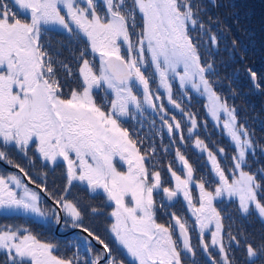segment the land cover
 I'll use <instances>...</instances> for the list:
<instances>
[{"label": "snow or ice", "instance_id": "1", "mask_svg": "<svg viewBox=\"0 0 264 264\" xmlns=\"http://www.w3.org/2000/svg\"><path fill=\"white\" fill-rule=\"evenodd\" d=\"M218 23L204 0H0V161L17 169L0 171V218L23 220L0 223V264H197V247L209 264H264V233L221 207L264 224L254 133L215 86ZM193 94L234 152L200 138ZM146 112L159 128L144 131ZM13 153L47 171L34 179Z\"/></svg>", "mask_w": 264, "mask_h": 264}, {"label": "trees", "instance_id": "2", "mask_svg": "<svg viewBox=\"0 0 264 264\" xmlns=\"http://www.w3.org/2000/svg\"><path fill=\"white\" fill-rule=\"evenodd\" d=\"M204 3L207 4V15L219 19V23L213 25L214 29H219L221 37L220 48L214 52L216 86L229 104L236 106L241 121L254 133L253 139L258 145L256 158L250 156L249 161L255 170L264 166V152L261 151L264 146V90L258 91L253 86L249 70L264 77V0H217L218 7H212L210 0H204ZM233 40L238 45L235 49ZM213 135L215 137V133ZM209 140L210 146L216 144ZM221 207L233 218L234 228L243 226L257 237L264 233V224L255 214L242 216L235 203ZM225 223L227 225L228 221ZM50 227L55 230V226ZM50 233L54 234V231ZM50 237L56 240L55 235Z\"/></svg>", "mask_w": 264, "mask_h": 264}, {"label": "flooded vegetation", "instance_id": "3", "mask_svg": "<svg viewBox=\"0 0 264 264\" xmlns=\"http://www.w3.org/2000/svg\"><path fill=\"white\" fill-rule=\"evenodd\" d=\"M193 102L194 101L192 100L191 104L189 106H191L193 104ZM166 107H168L172 111H175L174 109H171V105H167L166 104ZM176 115H177V119L183 118L178 112L176 113ZM154 118L156 119V127L159 128L160 121H159V119L157 117L149 116L147 112L144 114L143 117H138V119H142V120L145 121L144 131H149L148 123ZM180 120H182V119H180ZM133 123H134V121H130V124H133ZM182 126H183V124H182ZM153 131H154V129H153ZM201 135H203V137H205V139H207V137H206L207 133L206 132L205 133L201 132ZM166 140H167V137L165 136V141ZM188 152H195L196 153V150L194 148H192V147H189L188 150H187V153ZM12 155H13V159L17 163H20L22 166H24L26 168V170L29 171V175H32L34 179L39 180V175L38 174L47 171V169H44V168L40 167L39 161H37L35 168H33V167L27 165L26 160L24 158L20 157L19 155L15 154V153H13ZM0 171H6V172H9V173H12V172H16L17 169H15L14 167L4 163L3 161H0ZM58 174H59V172H57L56 174H53L51 172L48 173V186H49V188H51L53 186V184H55L58 188L63 186V179H62V177L60 175L57 176ZM179 207L180 206L178 205L177 208H179ZM21 221L23 223L22 219L19 220V221H12V220L4 221L2 218H0V223H3V222L13 223V222H21ZM30 226L35 231H37L39 233H42L44 235V237H46V238H51L50 236L55 235L56 240L63 241V242H68V240L69 241L73 240L75 238V236L78 234V230H73V229H69L67 231H60L58 226H55V230H53L50 227V224H41V223L33 222V223H31ZM94 227H95V225H94ZM50 231L51 232L54 231V234H51ZM98 231L100 232V234L102 236H104V238L110 244L112 243L111 239L104 233L102 223L99 224ZM64 238H66L68 240H65ZM192 243H193L194 246H196L198 244V239H197V236H196L195 232L192 233ZM97 247H99V245H97ZM204 255L205 254L202 252V250L199 247H197L196 248L197 264H206V259H205Z\"/></svg>", "mask_w": 264, "mask_h": 264}, {"label": "rangeland", "instance_id": "4", "mask_svg": "<svg viewBox=\"0 0 264 264\" xmlns=\"http://www.w3.org/2000/svg\"><path fill=\"white\" fill-rule=\"evenodd\" d=\"M216 90L219 94H221L223 96L221 90L217 86H216ZM258 91H261V90H258ZM223 97H226V96H223ZM192 100L194 102L191 106L186 105L188 110L196 113L198 120H205V119L208 120V128H207V136H206L207 139H205V137H203V135H201V132L205 133V131L203 129L200 130V138L205 140V142L208 144L210 143L209 139H212V141H214L216 143V145L223 147L225 149V152L228 154H231L232 152H234L235 149H234L232 143L230 142V139L225 134H223L221 129L215 128L212 124L211 118L207 116L206 111H205V107H204L206 100L202 97L196 96L195 94H193ZM239 118H240V116H239ZM179 119H182L183 123H186V121H184L183 118H179ZM240 120H241V118H240ZM213 133H215L216 138L214 137ZM217 139H219V140H217ZM209 147H213V146L209 145ZM187 154H188L190 160L199 159L200 160V166L202 168H204L205 171L207 170V164L205 163V161L203 160L202 157L197 156V152L196 153L195 152H188ZM249 159H250V156H249ZM57 176H59V174ZM227 204H232V203H227ZM3 223H6V222H3ZM20 223H22V221ZM204 256L206 259V264H209V260H208L207 256L206 255H204Z\"/></svg>", "mask_w": 264, "mask_h": 264}]
</instances>
